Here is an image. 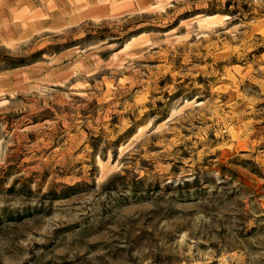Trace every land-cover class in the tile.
<instances>
[{"label":"rangeland","instance_id":"1","mask_svg":"<svg viewBox=\"0 0 264 264\" xmlns=\"http://www.w3.org/2000/svg\"><path fill=\"white\" fill-rule=\"evenodd\" d=\"M0 264H264V0H0Z\"/></svg>","mask_w":264,"mask_h":264},{"label":"bare ground","instance_id":"2","mask_svg":"<svg viewBox=\"0 0 264 264\" xmlns=\"http://www.w3.org/2000/svg\"><path fill=\"white\" fill-rule=\"evenodd\" d=\"M225 18H227V17H225Z\"/></svg>","mask_w":264,"mask_h":264}]
</instances>
